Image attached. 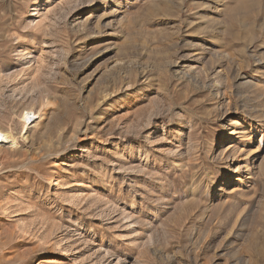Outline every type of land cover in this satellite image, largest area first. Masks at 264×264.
<instances>
[{
  "label": "rangeland",
  "instance_id": "374dc122",
  "mask_svg": "<svg viewBox=\"0 0 264 264\" xmlns=\"http://www.w3.org/2000/svg\"><path fill=\"white\" fill-rule=\"evenodd\" d=\"M0 130V264H264V0H0Z\"/></svg>",
  "mask_w": 264,
  "mask_h": 264
},
{
  "label": "bare ground",
  "instance_id": "6f19581e",
  "mask_svg": "<svg viewBox=\"0 0 264 264\" xmlns=\"http://www.w3.org/2000/svg\"><path fill=\"white\" fill-rule=\"evenodd\" d=\"M217 54V53H216ZM219 54V53H218ZM216 55V56H220L221 54H219V55ZM215 56V55H214ZM215 56V57H216ZM224 56V55H223ZM217 57V58H218ZM222 57V56H221ZM223 60V59H222ZM221 60V61H222ZM243 80V79H242ZM244 82H245V80H244ZM247 83V82H246ZM32 117H34V114H32V112L31 111H26L23 115H22V121H23V123L27 126L29 123H30V121H31V119H32ZM5 141H8V142H11V143H14L13 142V140H12V138H11V135H10V133L9 132H5V131H2V130H0V143H3V142H5Z\"/></svg>",
  "mask_w": 264,
  "mask_h": 264
}]
</instances>
